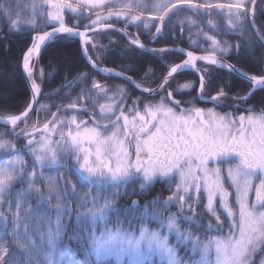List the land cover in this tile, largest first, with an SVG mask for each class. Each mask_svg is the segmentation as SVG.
Returning a JSON list of instances; mask_svg holds the SVG:
<instances>
[{"label":"snow or ice","instance_id":"1","mask_svg":"<svg viewBox=\"0 0 264 264\" xmlns=\"http://www.w3.org/2000/svg\"><path fill=\"white\" fill-rule=\"evenodd\" d=\"M260 2L264 5V0ZM256 5L257 0H202L199 3L194 0H35L29 19L25 18L21 5L0 3V40L23 31L42 32L32 37L22 58L23 71L31 81L32 102L18 115L0 116L5 126H12L0 132V150L6 157L0 160V207L4 208L0 211V222L8 226L11 216L10 231L0 238V264H67L60 248L62 218L72 214L69 194L76 197L78 218H99L105 225L113 217L116 220V229L105 227L99 235L92 234L90 242H84L83 249L93 253L97 260L110 255H128L140 264L146 251L155 250L167 256L168 264H255L257 253L261 256L259 264H264V109L257 114L254 108L244 107L256 90L264 89V56L255 59L260 74L251 75L224 59H231L233 53L253 56L257 42L264 47V32L256 28L254 18L249 19L250 12L255 16ZM100 10L106 15H101ZM182 12L226 19L229 30L240 29L241 43L230 44L205 33L211 42L210 49H203L208 54L187 51L182 63L167 67L166 73H162V83L155 88L150 85L141 88L132 76L124 75L125 72L135 74L132 65L115 73L101 69L121 76L134 88L131 93L121 91L119 97L111 96L112 104L101 105L100 111L109 114L107 123L89 127L91 117L88 121L78 120L75 115L61 119L62 113L76 109L75 103H69L66 108L49 111L51 119L45 117L42 128L37 123L31 130L24 127L17 131L29 121V113L41 92L33 79V66L46 42L78 36L84 54L88 55L90 45L98 49L91 38L98 33L91 30L102 25L101 32H119L132 51L139 48L167 53L171 49L147 48L127 27L147 29L148 32L141 34L152 36L150 42L166 31L175 38L177 26L172 22ZM67 13L75 15L66 21ZM86 13H95V18ZM113 17L122 20L125 29L114 28L109 23ZM186 19L196 23L191 17ZM73 20L77 23H72ZM84 20L90 23L85 24ZM249 28L254 37L246 35ZM197 61L205 62L206 66L198 67ZM216 65L239 72L250 90H244V95L240 92L231 95L218 87L215 94H210L212 72L207 66ZM186 68L200 73L198 87L189 81L169 90L174 75ZM144 71H152L151 65ZM80 75L88 79L85 73ZM193 89L199 94H194ZM93 90L107 95L112 89L93 81L88 92ZM137 90L141 95H136ZM178 92L183 93L180 99L175 98ZM187 95L191 99L186 100ZM203 99L214 107L192 106ZM227 100H232V110L217 111L216 107ZM54 136L59 139H53ZM3 137L23 138L26 144L17 147L13 140ZM23 149L31 157L30 161L24 158ZM69 160L74 163L69 164ZM50 167H55L56 176L45 174L44 169ZM73 169L80 174L76 182L72 179ZM81 177L86 181L81 184L86 188L82 195L77 187ZM156 183L170 193L166 198L157 194L144 205L139 199H131L143 197ZM100 185L104 186L102 193L96 191ZM121 199H128L129 203L120 205ZM33 200L45 202L48 210L36 207ZM201 205L203 208L197 213ZM171 206L178 211L163 217L160 209L169 211ZM51 209L56 212L55 223L51 220ZM137 211L143 216L160 215L161 227L174 231L177 239L197 252L200 259L181 257L177 250L179 244L173 245L167 235L158 231L141 226L137 236L134 231L119 226L121 217L129 218ZM181 222L195 224L196 230H182ZM226 224V235H215L207 241L197 235L199 230L223 233ZM212 249L214 258L209 255Z\"/></svg>","mask_w":264,"mask_h":264},{"label":"rangeland","instance_id":"2","mask_svg":"<svg viewBox=\"0 0 264 264\" xmlns=\"http://www.w3.org/2000/svg\"><path fill=\"white\" fill-rule=\"evenodd\" d=\"M34 2L35 0H5L3 1V3L5 4L11 3L13 4V6H15L16 4L21 5L23 7V14L25 15V18H29V19L32 18L31 14L33 10H32L31 5ZM194 2L199 3V2H202V0H194ZM219 2H225V0H219ZM249 7H251V5H249ZM189 13L190 12H182V13H179L176 18H174L172 24L173 26H177L175 38L169 33L164 32L163 34L157 36L154 42H150L152 41V36L141 34L142 32L140 31V29H135L131 31L130 29L127 28V31L131 32L135 36H138L141 42L145 43V46L149 49L170 47L168 49H171V51H168L167 53H155L152 51H144L139 48H137L135 51H132L129 48L127 40L123 36H121L119 32H111V31L101 32V30L94 31L98 34L95 35L94 37H91L94 44L98 46V49L90 45L88 47V53L90 55V52H92L94 58L93 57L91 58L98 65L109 67L117 71H121L122 69H126L129 65H132L136 69L135 74H133L132 72L130 74L128 72H125V74L132 76V78L137 83L141 84L142 88L148 85L155 88L157 84L162 82V73H166L167 67L175 63H182L183 59H186L187 51H193L194 53H208L206 51H203V49L211 48V42L207 40L205 33L209 36H215L217 39L222 38L223 40L227 41L230 44L241 43V36L239 35L240 29L229 30V25L226 19H222L218 16H207L208 20L206 21L207 23H205L203 15L197 16L193 13H190V14ZM87 14L93 15V18H95V13H86V15ZM100 14L106 15V12H104L103 10H100ZM73 15L75 14L67 13L65 16L66 21L69 16H73ZM260 16L262 17L263 20H260ZM187 17H191V20H194L196 23L195 24L191 23L188 19H186ZM253 18L256 21V28H259L261 29L262 32H264V5L261 4L260 0H257V5L255 8V16L253 17L252 13L251 12L249 13V19H253ZM209 20L212 21L211 24L208 23ZM111 21H113L114 23H112ZM111 21H109V23H111L113 26L119 27L121 28V30L125 29L124 25L119 24V22L121 23L123 22L122 20L117 21L113 17ZM115 21L118 23H116ZM180 21H183V23L180 24L179 23ZM72 23H77V21L73 20ZM83 23L85 24L90 23V21L84 20ZM97 26H101V25H97ZM146 32H148V30L145 31L144 29V33ZM152 32L154 34V29L152 30ZM224 32H227V34L226 35L223 34ZM39 33L41 32H32L31 39L34 35H37ZM229 34L231 38L230 37L226 38V36ZM246 35L254 37V33L251 31L250 28H249V31L246 33ZM71 37H75V36H71ZM75 38L76 40H78L80 54L82 55L83 59L86 61L88 66H90L93 70H95L91 65H89V63L87 62L86 58L83 55L80 39L77 37ZM55 39L57 38H54L53 40ZM50 43H48L45 46V48ZM217 55H219V53H217ZM261 56H264V47H261L259 45V42H257L253 56H238V58L235 59L237 57L236 55V57H234L232 60L226 57L225 58L228 59L236 67L242 69L244 72H247L251 75V74H260L256 66L255 59ZM76 59H77V55H76ZM148 65H151L152 71L145 72L144 69ZM197 66L204 67L206 65H205V62L198 61ZM207 67H210L211 72H212V87L208 90L210 94H215V89L218 87H223L225 91H228L231 95H234L236 92H240L242 95H244L246 94L244 90L246 89L250 90L247 81H245L244 78L238 73L230 72L227 68L221 67L220 65L207 66ZM38 74L40 77L43 78L44 72L41 66L38 68ZM105 75H107L106 77L107 79H104L105 82H99V83L104 84L106 86H110L112 90L109 91L107 95H104L101 92L100 94L103 95L104 98L106 96L105 100L110 102L109 104L113 103V101L110 99L111 96H113L114 94L116 95V93L121 94L120 89H123L122 91L125 93H131L134 91L133 86L127 83L126 81H124L123 78H121L120 76H116L114 74L113 75L105 74ZM199 75L200 73H198L194 69L192 70L188 69L184 72L177 73L174 75V77L170 81L169 90L175 89L178 83L182 84L184 82H189V81L195 83L198 87ZM112 77H114V79ZM34 78H35V73H34ZM0 81L4 83V85L7 84L8 86L13 87V88L16 87V84L14 85L13 82L9 83V82H4L3 80H0ZM26 85H27V82H26ZM118 88H119V92H116ZM45 93L46 91L42 90L41 88L37 106L34 112L31 114L29 121H27L26 124H21L20 127L17 128V131H20L24 127H28L29 130H31L33 124H37V123L41 124V122L39 121V118H42L39 112L40 111L39 109L41 108L39 106V102H40V98L45 97ZM193 93L196 95L199 94L196 89H193ZM0 94L3 95V93H0ZM58 95L59 94H57V96ZM136 95L137 96L141 95V92L137 90ZM143 95L147 96L149 94L143 93ZM181 95H183V93L178 92L176 93L175 98L180 99ZM31 96L32 95L30 92L29 99L25 101V104L22 105L20 109L18 110L5 109L2 112H0V115L7 116V115H13V114H17V115L20 114L25 109V106L31 102ZM60 96L63 97L62 95ZM87 97L90 100H92V104L84 105L85 109L89 113H92L91 112V109H92L93 119H95L96 121L95 122L92 119L91 120L92 123H89L88 126L89 127L95 126L96 123L101 124V125L107 123L106 116L109 114L104 113V112H95L97 110L96 107L99 108V105H105L104 103L105 101H103V98L99 96V94H93V93H90V95H88ZM133 99H135V97H133ZM185 99L186 100L191 99V96L187 95L185 96ZM56 102H58L57 104L58 107L62 106V104L60 105L59 101H56ZM126 103H127V100H126ZM231 104H232V100H227L223 102V104L220 105L219 107H216V110L221 113L230 112L232 110ZM192 106L209 107V108L214 107V105L209 103L207 99L196 101ZM244 107L254 108L257 114L259 113L261 109H264V89L256 90L255 93L251 96V98L244 105ZM130 108H131V105H129V109ZM118 114L119 112H117V115ZM239 114H243V113H237V115ZM89 119L90 117H87L86 120L88 121ZM113 119H115V117H113ZM0 125L5 126L2 124ZM6 127L8 129H11L12 126H6ZM3 130L4 129L0 127V132ZM65 131H67V128H65ZM53 139H59V137L54 136ZM25 144H26V140H25ZM24 153H25L24 157H27L26 149H24ZM0 160H2L1 153H0ZM72 163H74V161H72L70 164ZM44 172L46 175L56 176L55 167L46 168L44 169ZM78 176H80V174L74 170L73 182H76V178ZM80 180L81 181L77 184V187L80 191V194L82 195L84 191H86V188L81 187V184H86V181L83 180L82 177ZM17 187L19 188L20 186L17 185ZM103 189H104L103 185L96 187L97 192L102 193ZM157 194L162 195L166 198L170 193L166 190V188L162 184L156 183L151 186L150 190H148L147 194L144 195L143 197H131V199H139L140 204L144 205L146 200H151ZM142 198L144 201L142 200ZM32 203L36 207L40 208L41 210H48V205L43 201H41L40 203H37L35 200H33ZM128 203H129L128 199H121L119 201L120 205H126ZM204 203H206V201H204ZM69 204L72 209V214L70 216L65 215L62 218L64 230L62 233V242H61L62 246L60 248V252L62 253V258L63 260L67 262V264H137L135 258L129 257L128 255H123L120 257H117L116 255H110L107 257H103L100 260H97L96 256L93 253H91L90 251H85L83 247H81L82 253H81V257L79 258L80 260L79 261L73 260V254H69L68 247L64 248L65 243L68 244L67 242H65V236L70 241V238L67 236L68 232H72L75 235L74 242H76L78 239L81 246H83L85 240H89L90 242V237L92 234L99 235L104 230L105 227L110 228V229H116L118 225L114 217L106 225L99 218L95 220L91 218H87V217L78 218L76 215L78 211L76 197L71 196V194L69 195ZM200 208L202 210L203 205H201L200 207L196 209L197 213L200 212ZM0 211H4V208L0 207ZM79 211L83 212V209H80ZM148 211L149 213L152 212L151 206H149ZM177 211L178 209L175 206H171L169 211H163L162 208L160 209V213L163 217H167L169 215V212L176 213ZM50 216H51L52 222L55 223V217H56L55 209L50 210ZM160 218H161L160 215L143 216L140 214L139 211H137L136 213L130 214L128 219L121 217L122 223L119 226L122 227L123 229L134 231L137 236L139 234V229L141 226L147 227L151 231H158L163 235H167L170 243H172L173 245L179 244V248L177 250L181 257L185 259L192 257L195 260H199L200 259L199 254L197 252H193L191 247H188L183 242L179 241L177 239V234L174 231H169L166 227H161ZM129 219H131V229L129 228ZM181 223H182V230L184 229L196 230L195 224L189 225L184 222H181ZM204 223L206 224L207 220H205ZM9 224H11V216L8 217V225ZM0 225L3 226V228L6 229L7 231H10V227L9 226L6 227L4 222H0ZM227 233H228L227 224L224 227L223 233H220V234L215 233V232L204 233L202 230L197 231V235L201 236L205 241H207V239H210L212 236L226 235ZM0 236H1V232H0ZM209 255L212 258H214V255H215L214 249L210 251ZM260 258H261L260 254L257 253V255L254 258L255 264H259ZM140 264H168V258L165 254L157 252L155 250L151 253H147L146 251V254L142 258Z\"/></svg>","mask_w":264,"mask_h":264},{"label":"trees","instance_id":"3","mask_svg":"<svg viewBox=\"0 0 264 264\" xmlns=\"http://www.w3.org/2000/svg\"><path fill=\"white\" fill-rule=\"evenodd\" d=\"M3 1L5 0H0V3H3ZM203 18L204 22L207 23L206 21L208 20V17L203 15ZM260 20H263L261 16ZM111 22L114 23L113 21ZM119 24L125 26L123 22H119ZM127 28L131 31L137 29L136 26H128ZM140 31L144 32V29L140 28ZM145 31L147 30L145 29ZM31 33L32 31H23L19 34L12 35L7 39L0 40V80L9 83L13 82L14 85L16 84V87L13 88L7 84L4 85V83L0 81V93H3V95L0 94V112L5 109H20L22 105L25 104V101L30 97V91L26 85L22 68V56L27 47H29L31 44ZM166 33L168 32L166 31ZM225 33L227 32H224L223 34ZM229 37L231 38L230 34L226 36V38ZM90 55L94 58L92 52H90ZM234 57H236L235 53H233L231 60ZM237 58L238 56L235 59ZM38 66L43 68V78L38 74ZM81 72L85 73L88 79H85L84 76H81ZM128 73L130 74L131 72ZM106 77L107 75L100 74L87 65L86 61L80 54L78 40H76L75 37H58L57 39L53 40L43 50L40 60L35 66V78L42 90L46 91L45 97L40 98L39 102V106L42 108H38L40 110V115L42 116V118H39V121L41 122L40 127L42 126L43 122H46L45 117H47V119H51V116L48 115L49 111H56L58 107V102L56 101H59L60 105L62 104V106H60L61 108H66L69 103L76 104V109H68L66 112L61 114V119H70L71 116L75 115L78 120H86L87 115L85 114V111L87 110L85 109L84 105L92 104V100L87 97L90 95L88 88L90 87L91 82H104V79H107ZM114 77L112 78L114 79ZM91 93L99 94V96H101L100 92H97L96 90H93ZM57 94L62 95L63 97L57 98ZM0 127L5 130L6 126L0 125ZM3 138L13 140L17 147H22L21 145L25 144V140L23 138L19 140H17L15 137ZM0 153L2 159L6 158L5 153L2 150H0ZM24 158L29 161L31 160L30 156L28 155ZM68 162L70 164L72 160H69ZM72 171L74 172V169ZM8 226L10 227L11 224ZM6 231L7 230L0 225V238L5 236ZM67 236L70 238V241L65 236V242L68 244L65 243L64 248L68 247L69 254H73V260L79 261L82 253L81 247L83 246H81L78 239L76 242H74L75 235L72 232H68Z\"/></svg>","mask_w":264,"mask_h":264},{"label":"water","instance_id":"4","mask_svg":"<svg viewBox=\"0 0 264 264\" xmlns=\"http://www.w3.org/2000/svg\"><path fill=\"white\" fill-rule=\"evenodd\" d=\"M113 26V25H112ZM103 26L101 25V26H96L94 29H92L91 31L92 32H94V31H97V30H101V28H102ZM114 28H116V29H121V28H119V27H116V26H113ZM50 30V29H49ZM81 31L83 30V29H80ZM39 34H42V32L41 33H39ZM75 37H77V38H79L78 36H75ZM80 39V38H79ZM51 41H49V42H46V44L44 45V46H42V49H41V53H40V55L39 56H37L36 58H35V64H34V66H33V72L35 73V66H36V63L38 62V60L40 59V57H41V55H42V52H43V50H44V48H45V46L48 44V43H50ZM82 46V45H81ZM164 48H170V47H164ZM82 52H83V55H84V57L86 58V60H87V62L89 63V65H91L92 67H93V63H95L94 61H93V59L91 58V56L89 55V53H88V55H85L84 54V51H83V46H82ZM196 55H206V54H208V53H195ZM91 58V59H90ZM217 58L218 59H220L221 57L219 56V55H217ZM224 59H225V62L226 63H230V64H232L228 59H226L225 57H224ZM198 62V61H197ZM95 65H96V67H93L97 72H99L100 74H108V73H105V72H103V71H101V69H105V68H107V69H111L112 70V72L113 73H115V72H120V71H117V70H114V69H112V68H109V67H104V66H100V65H98L97 63H95ZM238 68V67H237ZM192 70L191 68H186V69H182V70H180L178 73H180V72H184V71H186V70ZM240 71H243L242 69H240V68H238ZM244 72V71H243ZM236 73H238L239 75H240V73L239 72H236ZM24 75H25V79H26V82H27V85H28V87H29V89H30V92H31V81L28 79V77H27V74L26 73H24ZM124 75H127V74H125L124 73ZM121 77V76H120ZM122 78V77H121ZM33 79H35L34 77H33ZM134 80V79H133ZM162 83V82H161ZM133 86V85H132ZM142 88V87H141ZM139 91V90H138ZM140 92V91H139ZM144 94H148V93H144ZM31 95H32V93H31ZM38 99H39V94H38V96H37V98H36V102L33 104V111L32 112H30L29 113V116H31V114L34 112V110H35V108H36V106H37V102H38ZM32 102V101H31ZM1 116V115H0ZM0 124H2V125H4V123H3V121H0ZM7 126H11V125H7Z\"/></svg>","mask_w":264,"mask_h":264},{"label":"flooded vegetation","instance_id":"5","mask_svg":"<svg viewBox=\"0 0 264 264\" xmlns=\"http://www.w3.org/2000/svg\"><path fill=\"white\" fill-rule=\"evenodd\" d=\"M39 60H40V59H39ZM39 60H38V61H39ZM118 70H119V69H118ZM104 82H105V81H104ZM122 90H123V89H120V91H122ZM116 92H119V88H118V90H117ZM113 94H114V93H113ZM116 96L119 97L120 94H119V93H116ZM57 97L60 98L61 96L58 95ZM101 97L103 98V101H105V102H104L105 104H107V103L109 104V103H110V102H108V101L105 100V99H106V96H105V98H104V96L101 95ZM98 104H99V103H98ZM93 106H94V105H93ZM100 106H101V105H99V108L96 107L97 110H96L95 112H101V111H100ZM91 112H92V113H89L88 111H85V114L87 115V117H91V120H92V119H93V111H92V109H91ZM85 121H87V120H85ZM93 121H95V119H93ZM95 122H96V121H95Z\"/></svg>","mask_w":264,"mask_h":264}]
</instances>
